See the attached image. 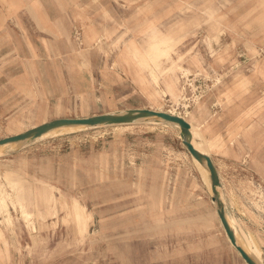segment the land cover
Here are the masks:
<instances>
[{
    "label": "rangeland",
    "instance_id": "obj_1",
    "mask_svg": "<svg viewBox=\"0 0 264 264\" xmlns=\"http://www.w3.org/2000/svg\"><path fill=\"white\" fill-rule=\"evenodd\" d=\"M131 108L219 135L228 212L264 253V0H0V138ZM178 135L142 120L0 151V264H244Z\"/></svg>",
    "mask_w": 264,
    "mask_h": 264
},
{
    "label": "bare ground",
    "instance_id": "obj_2",
    "mask_svg": "<svg viewBox=\"0 0 264 264\" xmlns=\"http://www.w3.org/2000/svg\"><path fill=\"white\" fill-rule=\"evenodd\" d=\"M172 38L173 37L170 34H161V41L162 42H154V43L151 44V47L150 48H159V47H161V45H164L165 46V45L168 44V42H170V40ZM156 67H157L156 65H154V67H151L150 68V73H149V74L152 75L154 81H157V77L155 75V70H154ZM158 111H160V110H158ZM169 113L175 114V115H180V114H178L176 112H173V111H170ZM87 116L88 115H85V116H82V117H87ZM142 120H144V121L145 120H148V121H152L154 123H167V124H171V126L173 125V126H175V127H177L179 129V135L178 136L181 138L180 141L183 140V137L181 135V128H180V125L177 122L168 121V120H165L164 118L157 117V116H147V117L138 118V119H136L134 121H131V122H125V123H113V124H101V125L64 124V125H61V126L53 127L51 129L43 132L42 134H40L38 136H31V137L24 138V139H21V140H16V141H11V142H8V143H5V144H0V151H3L4 150L5 152H8L11 149L18 148L20 145H22V144H24L26 142H29V141H32V140L41 139V138L48 137V136H52L53 133L59 132V131L65 129V128L75 129V130H82V129L94 128V127H98V126H107V125H116L118 127V126H123V125L135 124V123L140 122ZM188 121L191 123V131H192V134H193V136H192V142L195 145V147L197 149L201 150L202 152L206 153V154H208V153L211 154V149H209L210 148L209 146L211 145V141H210V144H208V147H207V145H205V144H207V142L209 143V137H207L204 134V131H203L201 125L199 123H196L194 121V118L188 119ZM165 128H166V126H165ZM120 129H122V127ZM158 129H159V127H158ZM24 131H26V130H24ZM24 131H19V132L15 133V134H18V133H21V132H24ZM118 132H119V130H118ZM15 134H12V135H15ZM176 134H178V133L176 132ZM182 144L187 149V152L189 153V156L191 157V159L195 163L196 167L198 168V170H199V172H200L203 180L205 181V184H207V187H208V190H209L210 195L213 196L212 182H211L209 168L207 167V165L205 164V162L200 161L195 156H193V154L189 151V149L187 148V146L183 142H182ZM212 149H214V148L212 147ZM1 172H3V171H1ZM10 174H12V173H10ZM14 178H16V176ZM14 178H13V176L7 177V184H8V186H11L12 187V190L15 191V193H16V201L19 204V207L21 208V211L23 212L22 214L27 219L28 217H30V212L26 209V199L23 198V195H22L23 193L21 192L22 187H21L20 181H19L21 178L19 180H18V178H16V179H14ZM218 189H219L220 194H221V197H222L221 186H218ZM6 194L7 195H4L0 191V214L1 213H4L5 224L6 225H9V224H12V222H13L12 214L10 213V209H9V198L12 200V202H14V199H12V197H11L12 194L10 193V191H8ZM49 200H50V196H47L46 195L45 196V201H49ZM211 201H212L213 205L216 208L217 219L220 222V225L223 227L222 222H221V219H220V217H219V215L217 213L216 202L212 200V197H211ZM72 210H73V216H74V219H75L76 227H77L78 231L80 232V230L83 229V218H82V216H83V209L80 206V204H78L77 202L76 203L74 202L73 203ZM227 216H228V219H229V222H230L231 226L235 230L238 243L240 245H242L245 248V250L249 254H251V256H253L257 260V262L259 264H262L259 261V258L256 256V254L252 251V249L247 244H245L243 242V238H241V235L239 233V230H238L236 224L233 222V220H232V218L230 216V213L228 211H227ZM223 229H224V227H223ZM1 232H2V229H0V233ZM224 233H225V238L227 239V243L229 244V246L232 248V250H235V252L241 256V253L233 245V243L231 242V240H230L229 236L227 235L225 229H224ZM245 234H246V232H245ZM246 237H247V242L252 246V248L254 249V251L258 254L259 253V250H260V245H259L258 241L255 239L254 235H252V233H248V235L246 234ZM261 257L264 259V254H262Z\"/></svg>",
    "mask_w": 264,
    "mask_h": 264
},
{
    "label": "water",
    "instance_id": "obj_3",
    "mask_svg": "<svg viewBox=\"0 0 264 264\" xmlns=\"http://www.w3.org/2000/svg\"><path fill=\"white\" fill-rule=\"evenodd\" d=\"M147 116L161 117L168 121L177 122L180 125L181 135L183 137L182 142L187 146L193 156H195L198 160L205 162V164L209 168L213 190L212 200L216 202L217 213L221 219L222 225L227 235L229 236L233 245L241 253V256L246 260L248 264H259L257 260L253 256H251V254H249L242 245L238 243L235 230L231 226L227 216L225 202L223 201L220 191L218 189V186H221V178L217 165L209 154H206L195 147L192 142L193 134L191 131V123L181 115H175L167 111H158L151 108H131L127 109L124 112H106L87 117H62L44 122L24 132L0 138V144L21 140L31 136H38L53 127L61 126L64 124L101 125L125 123Z\"/></svg>",
    "mask_w": 264,
    "mask_h": 264
},
{
    "label": "crops",
    "instance_id": "obj_4",
    "mask_svg": "<svg viewBox=\"0 0 264 264\" xmlns=\"http://www.w3.org/2000/svg\"><path fill=\"white\" fill-rule=\"evenodd\" d=\"M152 109H155V108H152ZM155 110H160V111H167V112H170L171 110H164V109H155ZM124 111H126V110H122V111H117V112H124ZM181 115V114H180ZM183 116V115H182ZM185 119H187L188 120V118H187V114L185 115V116H183ZM210 141H211V145L209 146L210 148L209 149H211V151H212V147L215 149V148H218V147H221V145H222V140H221V138L219 137V135H214L213 137H211V138H209V143L207 142V144H205V145H207V147H208V144H210ZM208 154H210V153H208ZM210 156L212 157V155L210 154ZM214 160V159H213ZM214 162H215V160H214ZM215 164L217 165V168H218V170L220 171L219 172V174H220V178H221V193H222V199H223V201L225 202V205L227 206L228 205V199H227V195H226V193H225V185H226V182H225V179L223 178V174H222V170H221V168L219 167V165L215 162ZM0 190L5 194L6 192H5V190H2V186L0 185ZM223 190V191H222ZM226 195V196H225ZM212 196L210 195V198H211ZM212 202V201H211ZM215 207V206H214ZM226 209H227V211H228V206L226 207ZM215 212H216V208H215ZM1 215V214H0ZM230 216H231V218H232V220H233V222L236 224V226H237V228H238V230H239V233H240V235H241V238H243V242L245 243V244H247L251 249H252V251L256 254V256L259 258V261L262 263V264H264V259L261 257V255L262 254H264L263 253V251H261V249L259 250V253L257 254L255 251H254V249L252 248V246L247 242V237H246V234L248 235V233L246 232V230L243 228V226L242 225H240L239 224V221L237 220V218L235 217V216H233L232 214H230ZM13 218V217H12ZM245 232H246V234H245ZM227 240V239H226ZM239 255V254H238ZM240 256V255H239ZM241 257V256H240ZM242 259V261H243V263L244 264H247V262H246V260L243 258V257H241Z\"/></svg>",
    "mask_w": 264,
    "mask_h": 264
}]
</instances>
